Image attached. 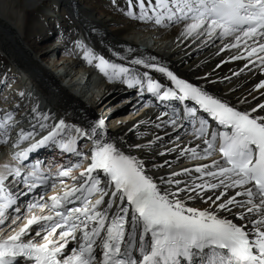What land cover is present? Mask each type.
I'll use <instances>...</instances> for the list:
<instances>
[{"label":"snow or ice","instance_id":"obj_1","mask_svg":"<svg viewBox=\"0 0 264 264\" xmlns=\"http://www.w3.org/2000/svg\"><path fill=\"white\" fill-rule=\"evenodd\" d=\"M122 11L129 19L161 27L182 24L184 40L200 39L203 45L218 39L220 52L237 49L230 60L244 59L245 69L251 64L264 74V0H127ZM74 44L81 58L109 83H121L136 89L141 98L145 92L152 98L142 99L140 106L156 108L155 121L146 114L129 131L137 139L143 140L146 134L153 138L128 144L126 137L107 135L103 117L87 127L64 118L49 126V114L33 107V117L45 134L14 152L13 163L0 166V225L11 218L8 231L0 229L4 233L0 234V264H264V103L240 109L203 85L179 77L155 57L132 55L130 48L111 50L116 60L124 61L119 63L80 40ZM150 72L161 74L170 84ZM204 78L208 79L207 73ZM254 88L264 89V79ZM161 104H167V109ZM189 121L186 135L198 141L196 146L164 147L165 136L173 142L167 129L175 131ZM16 123L13 113L6 112L0 120V142H7ZM153 127L164 129L163 135L151 133ZM36 134L35 124L31 130L21 129L12 147ZM80 141L90 143L87 152ZM157 143L164 148L157 152L161 156L178 150L177 160L212 159L154 177L131 150L151 152ZM48 145L77 161L58 165L55 173L42 168L39 161L24 163L32 152ZM166 166L171 162L152 165ZM75 169H81L78 176L72 175ZM57 180L62 185L60 194L45 200V191H35L49 182L55 189ZM6 181L22 182L23 190L10 191ZM20 197L29 198L22 201ZM197 199L207 207L188 203ZM22 204L26 210L20 214ZM10 209L18 215L10 217ZM18 221L22 225L12 227ZM32 225L37 228L31 229ZM70 240L77 246L66 251Z\"/></svg>","mask_w":264,"mask_h":264},{"label":"bare ground","instance_id":"obj_2","mask_svg":"<svg viewBox=\"0 0 264 264\" xmlns=\"http://www.w3.org/2000/svg\"><path fill=\"white\" fill-rule=\"evenodd\" d=\"M126 7L127 0H0V97L7 100L0 105L7 104L10 110H14L15 121L20 118L17 130L31 128L33 124L37 126L36 129L39 128V123L31 112L33 107H36L39 113L49 114L50 119L46 121L48 125L53 123L52 119L64 118L70 123L87 127L92 121L100 118L93 107L99 102L100 93L105 91L111 97L107 98L106 94L103 96L100 104L102 112L106 113L110 108L122 106L113 112L117 115L108 120L107 135L126 137L127 143L132 145L153 138L151 134H146L143 140L137 139V134L129 131L136 121L146 118V114L155 121L158 111L153 107L140 106L137 107L139 111L137 109L132 114L139 101H151L152 98L146 92L141 98L136 89L130 93L123 84L109 83L105 77L101 81H105V84L96 90L93 84L88 83L92 79L90 66L83 65L85 61L81 58L82 52L74 44L76 40L110 58L109 60H116L111 50L122 52L126 48L133 50L132 55L155 57L157 62L165 63L179 77L194 85H203L211 93L240 109L264 103V89L254 88L255 84L264 79V74L251 64L245 69L247 61L244 59L230 60L229 57L236 53L237 49L220 52L222 43L218 39L203 45L200 39L184 40L180 36L182 24L161 27L151 22L132 20L122 11ZM52 12L57 14L56 19L50 15ZM116 62L124 63L119 60ZM218 64L220 66L216 67ZM136 67L139 69V66ZM81 69L87 74H83ZM234 72L238 75H233ZM205 73L208 74V79L204 78ZM150 75L170 84L161 74L150 72ZM83 80H86L85 84L81 85ZM20 92L25 99L18 94ZM120 95H124L123 102L117 100ZM243 99H247L248 103H238ZM160 106L166 109L168 107L167 104ZM182 109L183 106H179V110ZM212 123L214 125V122ZM190 124L191 121L187 126L180 125L175 131L167 129L173 142L169 143L168 137L165 136L164 147H195L198 141L186 135V131H190ZM163 132L164 129L151 128V133L163 135ZM80 142L83 143V150L87 152L90 143ZM44 147L46 149L40 155L44 162L55 163L50 169L51 172L55 173L61 163L67 165L66 157H63V153L56 152L55 145ZM122 147L125 152L129 151L127 147ZM163 150L157 143L151 152L142 149L131 151L146 164L154 177L177 168L179 172L182 163L187 165L204 161L185 158L184 161L178 162V150L164 156L157 154ZM9 151L8 143L0 142V166L13 163L7 155ZM38 151L39 149L36 152ZM166 160L171 162L170 167H152L153 164H161ZM86 163L82 162L81 167ZM80 170L75 169L73 175H78ZM178 178L189 179L188 176ZM6 185L12 192L17 189V184H8L6 181ZM233 192L234 190H229V194ZM48 193L49 191L45 197ZM188 203L199 208L207 207L199 199ZM21 225L22 222L18 221L17 225L12 227ZM6 227L0 229L4 230ZM30 228L35 230L37 225ZM30 235L34 236L35 232L32 231ZM67 246L66 251H70L72 247L77 246V242L70 240Z\"/></svg>","mask_w":264,"mask_h":264},{"label":"rangeland","instance_id":"obj_3","mask_svg":"<svg viewBox=\"0 0 264 264\" xmlns=\"http://www.w3.org/2000/svg\"><path fill=\"white\" fill-rule=\"evenodd\" d=\"M48 8H49V7H48ZM48 11H49V9H48ZM50 12H51V11H50ZM50 15H52L53 18H55V19L57 18V14H55V13H53V12L50 13ZM58 57H59V56H58ZM129 92H130V91H129ZM131 92H133V91H131ZM131 92H130V93H131ZM118 100H120V99H118ZM116 102H118V101H116ZM120 102H121V101H120ZM125 105H126V107H127L128 103H126ZM125 105H123V106H125ZM137 107H138V108L140 107V102L137 104L136 109H138ZM120 108H122V106L119 107V109H120ZM137 111H139V109H138ZM113 115L116 116L117 114L114 113ZM81 144L83 145V143H81ZM83 148H84V147H83ZM184 160H185V159L180 158V159L178 160V162H182V161H184Z\"/></svg>","mask_w":264,"mask_h":264},{"label":"water","instance_id":"obj_4","mask_svg":"<svg viewBox=\"0 0 264 264\" xmlns=\"http://www.w3.org/2000/svg\"><path fill=\"white\" fill-rule=\"evenodd\" d=\"M95 106H98V104L97 105H95ZM99 107V106H98ZM4 232H7V231H4ZM1 234H3V233H1Z\"/></svg>","mask_w":264,"mask_h":264}]
</instances>
